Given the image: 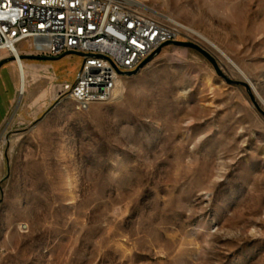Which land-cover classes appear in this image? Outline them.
I'll return each mask as SVG.
<instances>
[{"label": "rangeland", "instance_id": "obj_1", "mask_svg": "<svg viewBox=\"0 0 264 264\" xmlns=\"http://www.w3.org/2000/svg\"><path fill=\"white\" fill-rule=\"evenodd\" d=\"M143 1L222 74L172 44L79 110L60 89L81 56L25 52V94L6 63L0 264H264V0ZM52 63L50 96L31 64Z\"/></svg>", "mask_w": 264, "mask_h": 264}, {"label": "built area", "instance_id": "obj_2", "mask_svg": "<svg viewBox=\"0 0 264 264\" xmlns=\"http://www.w3.org/2000/svg\"><path fill=\"white\" fill-rule=\"evenodd\" d=\"M159 14L132 0H0V53L82 54L75 80L60 90L87 110L115 99L126 73L178 39L179 31Z\"/></svg>", "mask_w": 264, "mask_h": 264}, {"label": "crops", "instance_id": "obj_3", "mask_svg": "<svg viewBox=\"0 0 264 264\" xmlns=\"http://www.w3.org/2000/svg\"><path fill=\"white\" fill-rule=\"evenodd\" d=\"M31 65H32V67L34 68V70L37 73H40V74L37 75L38 76L37 83L42 80L41 79L42 76L49 78L47 80L49 82L47 87L50 90L49 91L50 92V96H52L53 95V88H54L57 80L59 79V75L55 71L54 64L52 63L50 65H46V64L45 65L31 64ZM13 70H16V65H14V64H13V67H12V71ZM29 79H31V78H29ZM19 80H20V77H19ZM67 82H72V78L70 80H68ZM27 83L28 82H27V76H26V88H27ZM19 84H20V87H19V89H20L21 86H22L21 80L19 81ZM23 86H24V83H23ZM16 92H17V87H16L15 79H14V94H13V96H5V95H2V93L0 92V130L2 129L6 119L8 118V116L10 114V111H11L13 105H14L15 98H16ZM36 104L37 105H41L40 103H36Z\"/></svg>", "mask_w": 264, "mask_h": 264}, {"label": "water", "instance_id": "obj_4", "mask_svg": "<svg viewBox=\"0 0 264 264\" xmlns=\"http://www.w3.org/2000/svg\"><path fill=\"white\" fill-rule=\"evenodd\" d=\"M177 45V46H184V47H190V48H194L196 49L197 51H199L200 53H202L206 58H208L213 64L214 66L216 67V69L218 70V72L220 74H222L221 70L219 69V66L217 64V61L215 60V58L213 57V55L207 50L205 49L204 47H202L201 45L197 44V43H194V42H191V41H179V40H176V41H168L166 43H164L163 45H161L152 55H150L136 70L134 71H131V72H128L126 73V75L128 76H131V75H135L137 74L142 68H144L145 66H147L154 58H156L161 52L162 50L169 46V45ZM79 55H82V54H79ZM67 55L64 54V55H61V56H58V57H37V58H41V59H44V60H50V61H56V60H60L64 57H66ZM22 58H24V56H22ZM15 60V57H10V58H7L5 59L4 61H2L0 63V69L8 62H11V61H14ZM237 83L247 87L248 91L250 92L252 98L254 99L252 93H251V88H250V85L247 83V82H244V81H237Z\"/></svg>", "mask_w": 264, "mask_h": 264}, {"label": "bare ground", "instance_id": "obj_5", "mask_svg": "<svg viewBox=\"0 0 264 264\" xmlns=\"http://www.w3.org/2000/svg\"><path fill=\"white\" fill-rule=\"evenodd\" d=\"M133 1V3H135V4H139L141 7H143V8H145V9H147V10H149V11H152V12H154L155 14H157V12L155 11V10H153V9H151L143 0H132ZM159 14V13H158ZM159 15H162V14H159ZM163 16V15H162ZM163 17H165V16H163ZM165 18H167V17H165ZM168 19V18H167ZM169 20V19H168ZM171 22H173V23H175V24H177L175 21H173V20H170ZM177 25H179V24H177ZM183 28H185L184 26H182ZM194 33V32H193ZM197 34L198 35H200L202 38H204V39H206L202 34H200V33H198L197 32ZM213 45H215V44H213ZM22 55H21V53L19 52V53H17L16 54V57H15V60H14V62H16V65H17V69H18V74H19V77H20V80H21V84H22V86H21V88L19 89V91H20V94H25V92H26V71H25V67H24V64H23V61H22ZM246 78H247V80H249L250 81V79L248 78V76H246V75H244ZM23 83H24V86H23ZM120 83H121V81H119V84H118V88H117V93H116V96H115V98H117V96H118V94H119V91H120ZM20 87V86H19ZM254 87V86H253ZM254 89L256 90V88L254 87Z\"/></svg>", "mask_w": 264, "mask_h": 264}]
</instances>
